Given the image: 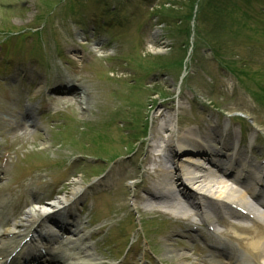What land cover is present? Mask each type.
<instances>
[{
	"label": "rangeland",
	"instance_id": "obj_1",
	"mask_svg": "<svg viewBox=\"0 0 264 264\" xmlns=\"http://www.w3.org/2000/svg\"><path fill=\"white\" fill-rule=\"evenodd\" d=\"M49 2L57 5L50 9L45 6ZM219 7L226 8L229 20L227 29L223 25L218 31L212 27ZM235 15L252 23L251 31H241L245 37L227 34L230 29L238 30L230 21ZM1 27L7 34L16 35L10 37L9 45L0 47V68L4 66L6 71L0 76V206L17 205L15 214L19 215L32 196L48 195L37 190L39 181L49 185L67 179L49 198L69 194L75 184L87 187L88 213L95 220L91 226L88 215L80 217L86 220L79 227L83 234L100 229L109 218L114 221L107 222L96 241L104 238V231L121 227V232L128 235L133 229L131 237L116 242L119 252L111 254L119 258L128 251L122 264H205L203 261L212 252L207 241L216 246L222 242L224 252L232 254L237 264L252 262L223 236L212 233L222 235L224 231L215 229L211 220L210 226L199 218L184 219L180 213H154L138 202L136 205L134 197L142 196V189L155 181L153 172L158 165L149 161L147 151L158 138L168 140L178 133H196L214 126L223 142L240 140L243 145L246 140V155L260 157L264 163V143H254L264 139V111L248 97V92L258 90L264 83V0H0ZM34 28L40 31L32 32ZM21 36L26 37V43L21 39L18 47L30 50L34 46L39 66L48 68L47 75L35 72L32 66L36 60L20 53L21 48L15 47L14 53L12 38L17 41ZM6 48L7 56L2 58ZM56 51L63 62L57 61ZM16 56L26 57L28 63L10 72ZM228 68L233 69L238 81ZM241 71L245 73L242 78L237 74ZM257 72L258 78L254 76ZM59 75L79 81L76 83L89 99L84 92L80 98L52 99L49 80ZM208 101L218 110L208 106ZM29 109L40 113L33 121L42 135L29 128L25 133H12L10 114L17 110L18 120L25 126L28 123L22 122V117L31 113ZM245 113L255 121L254 128L233 118ZM42 115L45 117L37 123ZM164 117L170 129L166 135L160 129ZM53 120L59 121L53 124ZM145 124L148 137L135 146L127 138ZM97 137L100 142L95 144ZM32 140H37L34 152L44 142L40 147L42 156L51 157L56 166L50 176L48 172L38 175L37 183L33 179L22 184L14 155L27 158L24 151L29 150ZM105 167L103 176L91 179ZM96 183L100 185L94 186ZM100 192L106 195L95 197ZM137 207L140 209L135 210ZM8 212V208H0V219H8ZM129 246L132 248L127 250ZM198 248L206 250L203 261L196 255ZM89 251L101 258L94 249ZM173 253L186 254V261L171 258ZM103 262L117 264L108 259Z\"/></svg>",
	"mask_w": 264,
	"mask_h": 264
},
{
	"label": "bare ground",
	"instance_id": "obj_2",
	"mask_svg": "<svg viewBox=\"0 0 264 264\" xmlns=\"http://www.w3.org/2000/svg\"><path fill=\"white\" fill-rule=\"evenodd\" d=\"M52 81H54V85L50 89L52 99H56L57 96L80 98V93L83 92L89 99V95H87V92L82 88L80 83H76L79 82L77 80L70 81L60 75L56 79H52ZM83 105L86 104L84 103ZM238 110L242 109L239 107ZM165 121L162 123L161 129L165 133H168L169 129ZM33 125L31 123L30 127ZM17 130H19V126L14 125L12 131ZM186 134L190 137L181 134L175 138V141L170 139L163 143L159 140L156 145L154 143L150 147V152L147 153L149 161L158 164V167L154 171L155 181L151 185L143 188V196H138L136 202L143 203L146 206H152L153 208H171L173 211L183 215L186 219L191 216H198L202 221H205L208 216L207 212L210 211H206L208 207L199 201V195L204 200L214 196L218 201H222L218 208L226 211L229 218L250 222L252 225H258L260 227V230L256 232L251 227H245L244 225L236 226L227 223L233 230L234 236H229L228 234L226 236L235 245L236 249L254 259L255 262L251 264H264V204L258 201L254 192V187L264 188L261 186L264 174L262 175L260 173L259 177H255V171L245 170L242 166V171H245L246 176L257 182L252 187L245 188L243 187V182L240 181L235 184L241 190L230 188L229 174L221 173L220 168L212 162V158L215 156L209 149L211 143H216L219 146L220 142L212 138L210 140L211 142L207 143L204 136L202 137L199 133L193 134L191 131H188ZM225 147V145H222L221 149L224 150ZM220 158H223V156L220 155ZM202 161H207L208 164H211L216 169L213 175L208 174L204 170L205 168L202 169ZM85 193L86 190L75 184L71 187L68 195L56 198L54 201L41 207H39V204L42 200L34 198L30 207L22 211L19 218H13L9 222H5L6 225L0 231V237L4 239L8 237H11V239L18 238L20 233L25 230L28 232L23 237L24 239L31 234L29 232L31 230L45 232L43 226L47 222L56 225L65 234V231H67L66 226L63 225L65 223H55L52 217L53 215L58 216L60 212H63L65 217L74 216L73 211H75L76 203L78 200H81ZM223 194L227 198L224 197L226 199L221 200L219 197H222ZM203 195L206 197H203ZM212 203L209 204L212 205ZM233 206H237L241 210L246 211V214L238 213L236 209H233ZM189 209L192 211L191 213L187 212ZM259 209H262V211L260 212ZM55 211L57 213H54ZM75 236H77L76 239L69 241L68 245L77 247L76 244L82 241V237H79L78 234H75ZM62 244L61 239L47 233L41 242L32 249V252L37 253L33 258L27 260L29 253L23 250V247L17 255V260L22 264H34L43 253L48 254L50 253L49 250L54 249L56 245ZM211 246L216 255H211V258L204 261L205 264H235V258L232 255L223 253L219 247L213 246L212 244ZM4 253L0 251V256ZM202 254L203 252L200 250L197 256L201 258ZM70 257L69 255H54L48 261L46 260L44 264H69V260H74L73 257L71 259ZM80 257H84V255ZM170 257L185 261L187 259L186 254L183 253H173ZM88 258L91 261L92 257L88 256ZM36 264L41 263L37 262Z\"/></svg>",
	"mask_w": 264,
	"mask_h": 264
},
{
	"label": "trees",
	"instance_id": "obj_3",
	"mask_svg": "<svg viewBox=\"0 0 264 264\" xmlns=\"http://www.w3.org/2000/svg\"><path fill=\"white\" fill-rule=\"evenodd\" d=\"M192 3H193V2H191V4H192ZM191 7H192V5H191ZM212 7H214V5H213ZM216 7H218V6L215 5V8H216ZM215 8H214V9H215ZM214 9H213V10H214ZM215 10H216V9H215ZM222 12H223V8H222V7H219V8L215 11V13H214V16H215V24H213L212 29L219 28V25H220V17H221Z\"/></svg>",
	"mask_w": 264,
	"mask_h": 264
}]
</instances>
